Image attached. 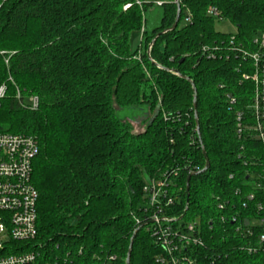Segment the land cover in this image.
Returning <instances> with one entry per match:
<instances>
[{"label":"trees","instance_id":"obj_1","mask_svg":"<svg viewBox=\"0 0 264 264\" xmlns=\"http://www.w3.org/2000/svg\"><path fill=\"white\" fill-rule=\"evenodd\" d=\"M178 3V26L163 32L175 21L174 0H0V131L39 143L37 236L18 243L42 262L127 264L140 227L130 264H264V143L254 137L252 78L264 77V60L257 69L244 56L259 49L264 0ZM155 5L161 20L149 29ZM217 20L235 31L217 30ZM184 76L196 88L199 130ZM203 148L210 166L200 172ZM153 180L168 183L172 203L151 206ZM153 212L190 242L178 239L169 253Z\"/></svg>","mask_w":264,"mask_h":264},{"label":"built area","instance_id":"obj_2","mask_svg":"<svg viewBox=\"0 0 264 264\" xmlns=\"http://www.w3.org/2000/svg\"><path fill=\"white\" fill-rule=\"evenodd\" d=\"M157 4L160 5L161 2L157 1ZM208 14L220 16L217 8L212 6L209 7ZM186 20L189 21L190 17ZM253 41L258 45V51L253 54L244 52V56L251 57L258 69L261 66L260 61L264 60V33L255 34ZM252 78L258 86L253 112L256 120L253 127L254 137L264 143V77L260 79L259 73L256 72ZM6 90V84L0 85V98L5 96ZM20 96L21 91L17 89V97ZM38 105V97L33 96L32 108L36 109ZM241 131L240 128L239 132ZM39 152V143L33 136L0 131V264H75L69 260L42 262L39 252L24 248L25 244L18 243L32 241L37 236L39 192L32 178L34 159ZM167 186L168 183L164 180H153L145 188L150 193L151 206L160 204L162 199L168 204L172 203ZM152 217L156 224L153 233L159 236L169 253L178 248V239L190 242L191 239L185 230L175 231L167 222L163 223L166 219L159 217V212H153ZM187 228L189 233H192L195 224H189ZM261 240L264 241V236Z\"/></svg>","mask_w":264,"mask_h":264},{"label":"rangeland","instance_id":"obj_3","mask_svg":"<svg viewBox=\"0 0 264 264\" xmlns=\"http://www.w3.org/2000/svg\"><path fill=\"white\" fill-rule=\"evenodd\" d=\"M161 15H162V8L158 5L150 7L148 9L146 16L148 19L149 29H152L153 27H156L157 25H159L160 20H161ZM215 27L217 30L222 31V32L228 33V32L235 31V26L229 20H217L215 23ZM141 36H142L141 30L132 32L131 37H130V44H131V49L133 51H136L137 48L139 47ZM133 125L136 130L142 129L138 121H133Z\"/></svg>","mask_w":264,"mask_h":264},{"label":"water","instance_id":"obj_4","mask_svg":"<svg viewBox=\"0 0 264 264\" xmlns=\"http://www.w3.org/2000/svg\"><path fill=\"white\" fill-rule=\"evenodd\" d=\"M174 1L177 3V15H176L175 21H174L173 25L170 28L164 30L163 32H167L169 30H173V29H175L178 26V23H179V20H180V16H181V6L178 3V0H174ZM157 36H159V34ZM155 40H156V38L153 39V41H152V43H151V45H150V47L148 49L149 57H150V59L152 60L153 63H156V62L151 58V56H150V50H151V46L153 45V43L155 42ZM174 72L175 73H178L177 70H174ZM184 77L187 80H189L192 83V86H193V90H194V94H195L194 95L195 121H196L197 130H199V122H198V115H197V109H196V107H197L196 88H195V86L193 84V81L191 79H189L186 76H184ZM203 154H204V157H205V160H206V164H205V167L200 172L206 171L208 169V167L210 166L209 159L207 157V153H206V151H205L204 148H203ZM197 173H199V172H197ZM192 175L193 174H190L188 176V178H187V188H188V185H189V180H190V178H191ZM186 211H187V208L185 209V212ZM182 217H183V215L180 218H182ZM246 223H248V222H246ZM139 229H140V227L135 230V232H134V234H133V236L131 238L130 247H129V250H128V253H127V258H126V263L127 264H130V258H131L133 241H134V238H135V236H136V234H137V232H138Z\"/></svg>","mask_w":264,"mask_h":264}]
</instances>
